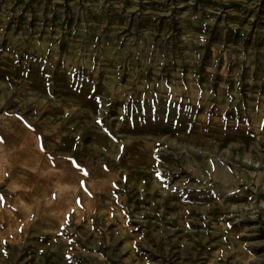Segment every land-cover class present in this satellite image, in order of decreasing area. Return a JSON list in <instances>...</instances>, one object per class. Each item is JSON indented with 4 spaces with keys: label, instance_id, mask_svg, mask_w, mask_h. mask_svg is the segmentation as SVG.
Masks as SVG:
<instances>
[{
    "label": "rangeland",
    "instance_id": "1",
    "mask_svg": "<svg viewBox=\"0 0 264 264\" xmlns=\"http://www.w3.org/2000/svg\"><path fill=\"white\" fill-rule=\"evenodd\" d=\"M92 131L114 187L27 211ZM0 264H264V0H0Z\"/></svg>",
    "mask_w": 264,
    "mask_h": 264
},
{
    "label": "crops",
    "instance_id": "2",
    "mask_svg": "<svg viewBox=\"0 0 264 264\" xmlns=\"http://www.w3.org/2000/svg\"><path fill=\"white\" fill-rule=\"evenodd\" d=\"M88 126L89 125L86 124L85 122L81 123L79 126L78 125L69 126V127L68 126H58L56 133L59 132V136H57L58 139H55V140L60 141V139H63L66 137V138L75 139L77 146H79V144L83 145L85 142L83 137L91 129V127L89 129ZM79 127H85L86 131L84 133H81L83 131L82 129H79ZM49 128H51V126ZM99 129H97L98 131L94 129V131L97 132L96 136L98 138L101 137L98 134H105L104 130H102V133H101ZM90 134H93V131ZM22 138L23 137L21 136L20 139ZM93 138L94 140H92ZM93 138L91 135L90 140L88 142L89 144L87 146L89 147V149L93 148L96 152H98L97 158L92 157L93 156L91 153L92 150H89V153L87 154L92 157V160L99 159L100 158L99 155H101V152L103 153L102 155L106 156V159H107L106 162L107 164L109 163L108 164L109 167L107 166V164H103L102 172L106 174V178L108 179L104 177L102 178L103 179L102 183H92L93 180L96 178L97 174H93L95 171V170L93 171V169L95 168H93L94 166H92L91 161H88L87 163H85L83 162V160L79 159V155H84V154L77 153V155L74 157H71L69 159H62L66 163L65 169H61V168H57L56 166H53L52 165L53 160L51 158V155L48 154V152L45 149V146L49 147L51 146L52 143L50 141L48 143L46 140L47 138H43L40 134L39 144L41 146L44 145V148L41 149L40 151H35V152L30 149H28L30 151H25L24 149V151L22 152L25 155H27L26 157L27 159L24 160V163L28 165L27 168L29 169L30 172H32L33 174L36 172H38L39 174L44 173L46 175H40L38 176V178L34 176V180L30 181V183H35L34 187H32L31 184H29L26 186V189H25L24 184L20 183L23 188H19V190L15 193V195H17L16 200L20 201V203L26 202L27 211L31 209L32 205H37V200L40 199L39 201L44 202V201H47L48 199H53V198L55 199L56 204H63L66 206L68 204H71V206L68 207L69 209L78 207L84 210L85 208L84 206L86 205V208H87L90 201L93 202V200L97 198L99 195H104L105 193H109V191L115 185L114 179H113V183H107L110 178L109 175H113L115 172V170L111 168L112 165H110L111 159L114 158V156L116 155L115 148L113 145L114 143L113 144L110 143V140L108 139V141H106L107 146L103 149L99 147V143L95 138V134H93ZM33 155L34 157L32 158ZM35 156L41 157L44 160L43 161L44 163L41 165L40 159L39 158L37 159V157ZM103 161H104V158H103ZM54 162H57V160ZM7 163L8 164H12V163L18 164L19 162L17 161V158L15 156L14 158L8 159ZM9 167H13V166H9ZM18 167L24 168L23 165L18 166ZM52 170H56L57 172L60 171L62 173L60 182L54 179L57 176L59 178V174L55 175L54 177L50 176L51 175L50 172H52ZM13 171L16 172V170H13ZM62 171H66V172L63 173ZM110 172H113V174H110ZM68 174L71 180H69ZM20 190H26V191H24L23 193V192H19ZM58 193H59V196H58ZM23 194L27 196V200L25 201L20 199V196ZM84 203L85 205H83ZM19 208H21L20 205L18 206L16 203H14L13 206L11 207V210L12 212H16ZM25 213H21L20 215H25Z\"/></svg>",
    "mask_w": 264,
    "mask_h": 264
}]
</instances>
